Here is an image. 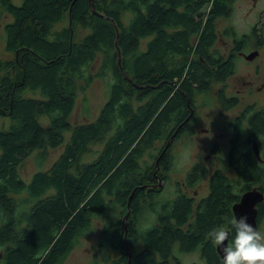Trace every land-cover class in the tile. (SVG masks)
I'll use <instances>...</instances> for the list:
<instances>
[{
	"label": "trees",
	"instance_id": "16d2710c",
	"mask_svg": "<svg viewBox=\"0 0 264 264\" xmlns=\"http://www.w3.org/2000/svg\"><path fill=\"white\" fill-rule=\"evenodd\" d=\"M231 1L0 0V20L4 13L10 17L3 26L5 49L14 53L0 63V116L11 120L0 130V264H63L91 232L93 219L110 213L97 241L100 258L89 264H127L128 252L129 264H178L177 255L195 250L207 264H223L207 233L224 228L231 243L233 204L264 181V167L250 149L252 139L258 142L264 161L261 113L248 117L252 108L244 111L245 143L240 122L235 131L228 165L237 184L214 171L210 193L196 208L180 191L160 197L154 171L169 172L173 133H183L190 110L212 95L215 82L234 74L235 56L212 50L216 19L229 16ZM65 17L67 25L53 31ZM78 27L86 31L79 39ZM224 34L233 39L232 51L248 38H237L232 28ZM95 61V76L107 79V98L94 120L71 125L79 82H93ZM213 94L231 105L222 90ZM66 131L61 153L43 168L47 149L61 146ZM96 143L100 151L84 160ZM34 152L38 168L26 182L18 167ZM207 174L197 163L186 184ZM110 251L118 255L108 261Z\"/></svg>",
	"mask_w": 264,
	"mask_h": 264
},
{
	"label": "rangeland",
	"instance_id": "374dc122",
	"mask_svg": "<svg viewBox=\"0 0 264 264\" xmlns=\"http://www.w3.org/2000/svg\"><path fill=\"white\" fill-rule=\"evenodd\" d=\"M13 1L16 3L19 2V0ZM230 8L228 17H218L216 19L217 39L212 46V50H215L219 55L224 57L229 54L232 46V37L225 35L224 31L232 28L237 38L240 35L248 36L242 50L250 53L254 50V45L256 46L257 44L260 45L258 48L259 55L252 61H247L240 57L236 58L234 74L227 78V80L215 82L212 85V95L209 98H201L198 101V107L195 111V121L190 122L188 129L180 134L179 137L169 140L168 154L171 156L172 162L170 170L167 174L160 168L154 171L155 182L157 184L155 187L163 189L160 195L163 199L173 197L178 190L186 192L189 196L193 195L196 200L199 199L204 194L202 189L204 188L203 190L205 191L204 183H206V180H202L200 182L202 185L200 184L201 186L198 185L195 188L184 187L182 183L188 167L194 162L199 161L205 162L208 166L210 164L212 167L219 165L225 166L229 137L227 123L248 103H256L258 106H264V0H232ZM9 20L10 17L5 13L0 20V63H6L14 58V53L5 49L3 26ZM67 23L68 20L65 17L62 22L55 24L52 30H59L61 27L66 26ZM260 26H262L261 30L259 29ZM85 33L86 31L81 29V27L77 28L76 35L78 39ZM98 66L99 61L91 64L89 70L94 75V79L89 86H85L82 82H79L74 108L69 115L71 125L94 120L107 98V79H101L95 76ZM3 73L4 70L0 71V76ZM13 79H16V77ZM248 81L253 82L252 86L245 84ZM216 90H222L227 96L236 94L238 97H241L242 100L239 106L228 112L221 111L214 100L213 93ZM205 100L209 106L202 105V102ZM220 116H223V118H220ZM39 120L43 124H46L48 121L45 116H40ZM10 122L11 120L8 116L1 115L0 130L8 129ZM217 125L218 127H216ZM69 135V131L64 132L63 144L54 149H47V160L43 168H47L58 157ZM214 141L221 146L222 151L212 155L210 153V146ZM101 148V143L93 144L90 152L84 157V160H91ZM36 156L37 152L32 153L18 167L20 177L26 182L29 181L32 174L38 168L37 162L39 163V160L37 161ZM218 163L219 165H217ZM224 171L227 174L226 167ZM229 174L232 175L231 172ZM118 212L119 215L123 213L122 218L127 220V211L121 209L120 211L117 210ZM108 217H112L111 213L107 216L93 219L91 232L85 234L78 240L77 245L67 256L63 264H89L95 260H99L101 254L97 251V241L103 231L104 224L109 219ZM147 218H149L148 215ZM134 249L136 251L140 250L141 244L137 243ZM108 255H110V258L106 260L109 261L118 255V251H110ZM177 257L179 259L178 264L204 263L196 251L182 253L177 255ZM100 261L102 260L100 259ZM103 264H106V262Z\"/></svg>",
	"mask_w": 264,
	"mask_h": 264
},
{
	"label": "flooded vegetation",
	"instance_id": "af4514ba",
	"mask_svg": "<svg viewBox=\"0 0 264 264\" xmlns=\"http://www.w3.org/2000/svg\"><path fill=\"white\" fill-rule=\"evenodd\" d=\"M261 27L262 26H260V30H261ZM229 37H231V36H229ZM254 50H256L257 52H258V54L257 55H259V51H258V48L260 47V45H257L256 44V46L254 45ZM233 48H234V44H233V39H232V46H231V48H230V51H229V54L227 55V56H225V58H227L228 56H230V54H232V55H234L235 56V59L236 58H244L245 59V55L246 54H248L246 51H244V50H242V48H240V50H237V51H232L233 50ZM253 50V51H254ZM257 57V56H256ZM254 59V58H253ZM252 59V60H253ZM246 60V59H245ZM252 60H247V61H252ZM232 76V75H231ZM230 77V76H229ZM228 77V78H229ZM227 80V79H226ZM255 82V81H254ZM252 81L250 82V81H248V82H245V84H247V85H251L252 86ZM224 95H225V98H223V100H225V101H229V103L231 104V105H227V106H223L222 105V103L220 102V100H218V98H215L214 100H215V102L217 103V105L219 106V108H220V110L221 111H230V110H232L233 108H235V107H238L239 106V103H240V101L242 100V98L241 97H238L236 94H230L229 96H227L225 93H224ZM235 98L236 99V103L235 104H232V102H230L231 100H230V98ZM202 105H207V106H209V104H207L206 103V100L204 101V102H202ZM198 106L196 105V107L195 108H193V110L191 109L190 110V114H189V116L186 118V120H185V124H186V126H185V130L184 131H186L187 129H188V125H189V123L190 122H192L194 119H195V111H196V108H197ZM249 107H251L252 108V110L250 109L249 110V112H247L246 113V115L249 117V116H252V114L254 113V112H258V113H261V115H262V117H263V119H264V106H261V105H257L256 103H248V104H246V105H244V107L238 112V114L237 115H235L228 123H227V125H228V130H229V137H228V148H227V155H226V163H225V166L224 165H222V166H220L219 165V163L217 164V165H219V166H216V167H212L210 164H209V166L204 162H194L193 164H191L189 167H188V169H187V171H186V173H185V178H184V181H183V183H182V185L184 186V187H186V188H195L196 186H198V185H200L201 183V181L202 180H206V183H204V187H205V191L202 189V192H204V194L203 195H201L200 197H199V199H195V197L193 196V195H187L186 194V192H182V193H185L189 198H192L193 199V206L196 208V205L203 199V198H205V197H207L208 195H209V193H210V187H209V176L214 172V171H216V170H220L226 177H228L229 178V180H230V182L231 183H234V185L235 184H237V177H236V173L234 172V170H233V168L231 167V166H229L228 165V158H229V155H230V151H231V149H232V144H233V141L235 140V131L237 132L238 130H239V122L241 123V125H242V131H241V133H240V135H241V139L239 140V141H241V142H243V143H245L247 140H248V137H249V132H248V128H249V121L248 120H246L245 118H242V115H243V113H245L244 111L246 110V108H249ZM220 118H223V116H220ZM195 121V120H194ZM214 121V120H213ZM219 122H221L220 120H218ZM216 127H218V125L216 126ZM178 130V129H177ZM183 131V132H184ZM178 134V131L177 132H175V133H173V135H172V137L170 138L171 140H173L175 137H179L180 136V134L179 135H177ZM243 135H244V138H243ZM249 141H250V139H249ZM254 144L256 145V147H257V150H258V154H260V151H259V144H258V142H256L255 140H253L252 139V143H251V146H250V149H252V151L254 152ZM227 145V144H226ZM214 146V147H213ZM220 151H222V148H221V146L217 143V142H213L212 143V145L210 146V153L212 154V155H215V154H218ZM254 155H255V152H254ZM255 159L260 163V165H262L263 167H264V161L260 158V155H259V157H257L256 155H255ZM197 163H202L204 166H205V168L207 169V175L199 182V183H197V184H195V185H193V186H188L186 183H187V173L191 170V168L195 165V164H197ZM225 167H226V171H227V174L225 173V171H224V169H225ZM229 172H231V174L232 175H230L229 174ZM202 185V184H201ZM200 185V186H201ZM257 189L258 191H260L262 194H263V199L261 200V201H259V202H257L256 203V205H255V209H256V219H255V221H256V225H257V230L256 231H258L262 236H263V234H264V225H263V222H264V181H262L261 183H259V184H257V185H253L252 187H251V189L250 190H252V189ZM178 191H180V190H178ZM246 191H248V190H246ZM246 191H244V192H242L241 193V195H240V197L238 198V200L240 201V198H241V196L246 192ZM181 192V191H180ZM175 195V194H174ZM174 197V196H173ZM173 197H171V198H173ZM238 201V202H239ZM237 203V202H236ZM235 204V203H234ZM233 204V205H234ZM259 206H260V209L262 210H260L259 209ZM233 207V206H232ZM232 212H233V209H232ZM260 212H261V215H260ZM233 215H234V212H233ZM235 217V216H234ZM260 218V219H259ZM228 243H230L229 241H228ZM196 252H198V254H199V257H200V259L204 262V263H201V264H207V262H206V260L201 256V254H200V252L198 251V250H195ZM195 251H193V252H195ZM189 253V252H188ZM179 260V259H178ZM194 263H196V262H194ZM174 264H176V263H174ZM196 264H198V262L196 263Z\"/></svg>",
	"mask_w": 264,
	"mask_h": 264
},
{
	"label": "clouds",
	"instance_id": "9594fccd",
	"mask_svg": "<svg viewBox=\"0 0 264 264\" xmlns=\"http://www.w3.org/2000/svg\"><path fill=\"white\" fill-rule=\"evenodd\" d=\"M229 223L235 230L231 243H226L231 233L224 228L207 233V238L221 248L223 264H264V236L248 223V217H232Z\"/></svg>",
	"mask_w": 264,
	"mask_h": 264
},
{
	"label": "water",
	"instance_id": "95a60500",
	"mask_svg": "<svg viewBox=\"0 0 264 264\" xmlns=\"http://www.w3.org/2000/svg\"><path fill=\"white\" fill-rule=\"evenodd\" d=\"M90 3L92 4V0H89ZM94 11V10H93ZM258 52L256 50L251 51L250 53L245 55L246 60H252L257 56ZM118 63L120 64V56H118ZM168 145V143H167ZM254 152L257 157H259L258 150L256 145L254 144ZM263 199V194L258 191L257 189H252L249 191H246L240 198V201L235 203L232 207L234 216L239 218L240 216H247L248 217V223L252 224L254 229L257 230V225H256V209L255 205L257 202L261 201ZM128 215V212H127ZM126 215V217H127ZM228 243V241L226 242ZM126 250H128V246L125 247ZM216 250L218 254L221 256L223 259V253L221 251V248L219 246H216ZM128 262L127 264L130 263V258H131V253L128 252ZM196 264V263H192Z\"/></svg>",
	"mask_w": 264,
	"mask_h": 264
}]
</instances>
